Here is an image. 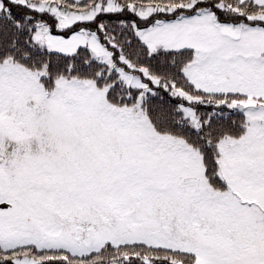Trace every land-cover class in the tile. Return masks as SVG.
Returning a JSON list of instances; mask_svg holds the SVG:
<instances>
[{
    "label": "snow or ice",
    "instance_id": "1",
    "mask_svg": "<svg viewBox=\"0 0 264 264\" xmlns=\"http://www.w3.org/2000/svg\"><path fill=\"white\" fill-rule=\"evenodd\" d=\"M0 264H264V0H0Z\"/></svg>",
    "mask_w": 264,
    "mask_h": 264
}]
</instances>
